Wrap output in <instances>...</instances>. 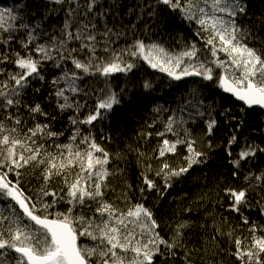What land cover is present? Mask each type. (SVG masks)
<instances>
[{"label":"snow or ice","instance_id":"1","mask_svg":"<svg viewBox=\"0 0 264 264\" xmlns=\"http://www.w3.org/2000/svg\"><path fill=\"white\" fill-rule=\"evenodd\" d=\"M123 7L122 0H17L16 7H0V109L7 113L0 119V198L8 201L7 213L0 208V257L11 254L14 264H175L178 255L181 264H193L192 252L197 250H189L185 240L192 227L189 221L168 224V235H162L154 211L143 202H132L133 186L127 182L122 193L125 208L105 198L112 190L110 178L123 169H110L112 156L91 129L110 120L129 96L128 87L113 85L114 77H128L142 62L173 81L198 77L213 82L242 102L241 113L245 108L264 110V39L248 16L247 0H137L124 13L135 18L128 25L121 16ZM165 9L195 26L198 40L172 51L150 36L141 38L138 24H145L147 36L145 17L154 19ZM34 83L40 85L34 88L36 94L48 84L46 100L52 112L41 103L25 102ZM152 88L151 81L142 84L147 104L155 99ZM219 107L221 111L196 88L175 109L153 107L158 115L169 114L160 121L163 130L155 133L153 154L137 150L142 200L153 191L162 198L174 181L207 162L214 151L216 115L233 128L225 148L233 178L244 175V166L264 155V141L249 142L244 136V117L223 104ZM63 115L70 132L66 143L61 142L65 131L54 127ZM198 119L205 125L201 138L191 130ZM140 135L149 139L152 132ZM181 151L182 162L173 167L168 156ZM153 158L159 161L157 169L148 162ZM28 169L39 170V187L31 193L24 187ZM54 178L62 181L59 189L51 187ZM244 180L249 187L264 186V170H248ZM224 192L229 197L226 211L240 216L249 235L233 240L235 229L223 231L227 217L214 225L216 233L233 240L232 255L239 264H264V225L250 221L243 211L251 208L248 189ZM61 203L68 205L63 211ZM259 210L264 215V206Z\"/></svg>","mask_w":264,"mask_h":264},{"label":"trees","instance_id":"2","mask_svg":"<svg viewBox=\"0 0 264 264\" xmlns=\"http://www.w3.org/2000/svg\"><path fill=\"white\" fill-rule=\"evenodd\" d=\"M32 0H20V3H31ZM148 0H145L147 3ZM124 7L121 9L123 22L128 25L136 22L134 17L124 16L129 5L135 6L137 0H122ZM17 0H0V7H16ZM248 16L260 31V38L264 39V0H247ZM147 22V36H145V24H138V35L147 39L148 36L152 40L162 43L166 48L172 51H179L185 43L197 41L195 35V26L189 25L182 20L179 13H168L167 9L163 10L156 18L149 19L145 17ZM258 46L257 42H253ZM9 71H13L12 65H6ZM52 73L47 74L50 81ZM145 80L151 81L153 88L151 95L155 98L153 104H147L143 100L146 94L142 89ZM113 85L129 88V96H125L121 106L114 109L110 120L98 123L92 132L96 142L104 147L112 156L109 165L110 169L117 171L123 169V173L110 178V189L106 192L105 198L114 202L118 207L125 208L126 204L122 202V193L127 191L125 182L130 183L133 188L129 192V196L133 203L143 202L146 207L152 209L156 219L161 223V234L167 236L169 229L168 224H175L180 220H187L192 227L185 233V240L189 250L196 249L192 252L193 264H239L232 253L235 251L233 242L236 236L247 237L249 235L246 226L242 225L240 216L235 213L226 211L229 205V197L226 196L224 190L226 188H247V198L251 205L250 209H243L244 215L250 221L264 225V215L260 213V207L264 206V186L249 187L244 180V175L248 170L259 174L264 170V155H258L250 164L245 165L242 169L244 175L233 178L232 169L225 153L227 141L233 132L226 118L216 115L218 125L211 138L214 145V151L210 153L209 159L203 165L194 166L186 175L173 182V186L169 188L161 198L155 191L147 194V199L142 200L138 191L140 185L141 167L137 160V150L151 156L153 149L158 145L157 131L163 130L162 121L169 114L161 112L159 115L153 112L154 106H160L165 109H175L180 102L188 97L189 92L196 88L200 90L210 102L214 101L217 105V111L222 109L219 107L223 104L224 108L232 110L233 114L242 115L245 120L244 136L249 138V142L255 141L260 143L264 141V111L256 109H247L243 113L240 112L239 105L231 97L223 94L221 90L210 81H202L198 77H186L181 81L170 80L166 74L152 70L141 62V66L130 73L128 77L118 75L113 78ZM38 84H33L25 96L26 103L33 101L41 103L46 111L52 112V105L46 100L49 91L48 84L44 85L41 93L34 92ZM134 93V94H133ZM21 113L27 119V113L21 109ZM7 115L0 109V119ZM153 121H157L155 128H149L148 125ZM28 121V126H31ZM55 130L65 131V136L61 138V142L66 143L70 132L67 122V115L58 116L55 123ZM193 136L197 138L203 137L205 125L199 119L191 124ZM152 132L149 139H145L140 134ZM240 136V133H236ZM110 137V139H105ZM241 143H243V137ZM238 150V146L233 147V153ZM118 154V156H117ZM183 151L179 156H168V162L173 166H177L182 162ZM154 169L159 168L160 164L155 158L148 161ZM39 170L33 171L28 169L24 177V187L29 193L34 192L39 187ZM158 185L163 188L162 182L157 180ZM62 181L54 178L51 187L59 189ZM8 201L0 198V208L5 209L7 213ZM66 203H61L58 207L63 211L67 208ZM191 209V211H185ZM227 217V223L223 224V231L227 232L230 228L235 229L233 232V240L227 236H220L216 233L214 225H220L222 218ZM203 225V227H201ZM216 237V239H213ZM181 257L178 255L175 264H181ZM5 264H14L11 254L7 257H0ZM159 264V261H158ZM169 264H172L169 261Z\"/></svg>","mask_w":264,"mask_h":264},{"label":"water","instance_id":"3","mask_svg":"<svg viewBox=\"0 0 264 264\" xmlns=\"http://www.w3.org/2000/svg\"><path fill=\"white\" fill-rule=\"evenodd\" d=\"M220 90H221V89H220ZM221 92L223 93L222 90H221ZM223 94H225V95L231 97L233 100H235V98L232 97L231 94H226V93H223ZM235 101H236V100H235ZM236 102H237L239 105H241V106L243 107L242 102H239V101H236ZM252 109H256V110H259V111H264V110L260 109L259 107H253Z\"/></svg>","mask_w":264,"mask_h":264}]
</instances>
